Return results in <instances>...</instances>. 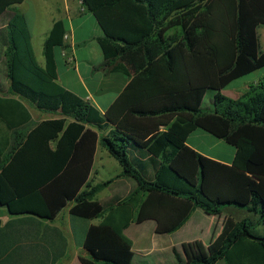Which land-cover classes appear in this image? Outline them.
Instances as JSON below:
<instances>
[{
	"label": "trees",
	"instance_id": "16d2710c",
	"mask_svg": "<svg viewBox=\"0 0 264 264\" xmlns=\"http://www.w3.org/2000/svg\"><path fill=\"white\" fill-rule=\"evenodd\" d=\"M23 1L0 0V20ZM80 2L103 32L104 64L120 61V70L132 76L126 93L133 91V100L118 108L125 93L101 114L65 90L54 55L64 46L62 22L43 43L41 65L22 14L9 12L0 29V207L13 216L53 220L70 204L72 218L98 219L84 233L80 264H132V243L124 235L131 223L153 220L155 233L168 235L197 209L213 217L228 207L244 209L256 219L224 217L207 245L184 243L173 255L177 264H264V236L255 232L264 225V82L237 100L221 94L264 68L258 35L264 0ZM210 78L215 86L209 87ZM211 91L212 108L205 109ZM24 102L59 118L36 124L5 156L9 133L31 120ZM108 126L114 129L101 139L91 129ZM195 130L235 149L230 166L186 146ZM97 142L120 166L116 177L135 183L122 199L95 200L112 182L90 183Z\"/></svg>",
	"mask_w": 264,
	"mask_h": 264
},
{
	"label": "crops",
	"instance_id": "0c3cea01",
	"mask_svg": "<svg viewBox=\"0 0 264 264\" xmlns=\"http://www.w3.org/2000/svg\"><path fill=\"white\" fill-rule=\"evenodd\" d=\"M12 11L22 14L33 50L34 37L41 38L43 48V43L53 24L57 21L62 22L64 36L67 35L68 38L64 39L63 36L64 46L56 48L54 55L57 81L65 90L94 107L101 114L107 112L119 98L125 95L132 76L120 70L124 66L120 61L104 64V57L98 43V39L103 37V32L93 14L81 5L80 0H24L6 10L4 14L6 16L0 20V29L5 28L9 19L7 14ZM258 35L261 51L264 53V27L258 29ZM43 63L44 61L39 64L43 65ZM208 64L212 66V62L209 61ZM190 66V61L187 59L188 72ZM263 82L259 80L244 84L235 88L236 93H232L231 83L221 90V94L229 99L237 100ZM133 97V91L126 93L118 108L126 109ZM24 104L30 112L31 120L20 130L9 133L10 142L4 153L5 156L10 153L12 147L24 141L25 133L36 124L59 118V115L39 111L26 102ZM118 111L119 109H116V112ZM116 112L115 115H117ZM41 113L44 114L41 115ZM133 122V127L136 129L140 127L135 123V119ZM142 122L144 126L149 125L148 120H142ZM91 129L101 139L114 128L108 126L103 131ZM166 129L165 125L159 127L160 132ZM186 146L201 156L226 166H230L235 155V149L232 146L201 130H195L187 137ZM120 173L121 168L117 161L97 142L89 176L90 183L95 185L106 180L112 182L96 194L95 200L102 202L113 197L122 199L134 189L133 180L116 177ZM100 194L103 195L99 199ZM70 206L69 204L63 208L53 220H43L30 215L13 216L8 214L4 207L6 217L0 218V264H80L78 258L85 256L82 248L84 233L89 225H96L99 220L74 219L69 214ZM242 213L246 211L228 207L220 217H213L197 209L180 229L168 235H157L153 220L140 224L131 223L124 230V235L132 243V264H177L173 248L180 251L182 244L192 241H200L207 245L220 230L225 216L233 218V215L240 214L238 218H246ZM203 235L206 237L205 240L201 238ZM145 258L155 260L150 262Z\"/></svg>",
	"mask_w": 264,
	"mask_h": 264
},
{
	"label": "rangeland",
	"instance_id": "374dc122",
	"mask_svg": "<svg viewBox=\"0 0 264 264\" xmlns=\"http://www.w3.org/2000/svg\"><path fill=\"white\" fill-rule=\"evenodd\" d=\"M50 4H52V3L50 2ZM41 23H43V22H41ZM34 50H35V56L37 58V61L39 63H42L43 62V55H42V52H41L42 51V41H41V38H39L38 36L34 37ZM196 50H198L197 43H196ZM259 80L260 81H264V68L254 72V73H252V74H250V75H248V76H246V77H244V78H242L240 80H237V81L233 82L230 85V88L232 89V93H236L237 90L235 88L240 87V86H242L244 84H247V83L251 84V83L257 82ZM216 82H217L216 79H215V81H213V79L210 78V84L211 85L209 87L215 86ZM211 95H212V91L211 92H207V94L205 95L204 100H203V104H202L203 108H205V109H209V108L211 109L212 108ZM42 114H44V113H41V115ZM208 137H210V136H208ZM112 174H114V173H112ZM112 174H110V175H112ZM110 175H108V176H110ZM94 176L95 175L92 174V177H94ZM108 176L106 178H108ZM106 181H108V180H106ZM104 193H106V192H104ZM102 195L103 194H100L98 196V198L100 199V197ZM4 211H6L5 208L4 207H0V218L1 219H4L6 217V214H4L5 213ZM239 215L240 214H237L235 216L233 215V219L236 220V221L242 220V218H238ZM242 215H243V217H246V218H251L253 220L256 219V216H254V215H252L250 213H247V211H246V213H242ZM225 217H231V216H225ZM255 232L257 234H259V235L264 236V225L263 224H259L256 227ZM76 237L78 238V233L76 234ZM201 238H203V240H205L206 237L203 235V237H201ZM145 259L149 260L150 262H154V260H155L154 258H145ZM218 264H224V262L221 261Z\"/></svg>",
	"mask_w": 264,
	"mask_h": 264
},
{
	"label": "built area",
	"instance_id": "2783aa9c",
	"mask_svg": "<svg viewBox=\"0 0 264 264\" xmlns=\"http://www.w3.org/2000/svg\"><path fill=\"white\" fill-rule=\"evenodd\" d=\"M67 38H68V36H67V35H65V36H64V39H67Z\"/></svg>",
	"mask_w": 264,
	"mask_h": 264
},
{
	"label": "water",
	"instance_id": "95a60500",
	"mask_svg": "<svg viewBox=\"0 0 264 264\" xmlns=\"http://www.w3.org/2000/svg\"><path fill=\"white\" fill-rule=\"evenodd\" d=\"M2 207V206H1Z\"/></svg>",
	"mask_w": 264,
	"mask_h": 264
}]
</instances>
